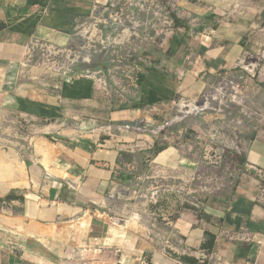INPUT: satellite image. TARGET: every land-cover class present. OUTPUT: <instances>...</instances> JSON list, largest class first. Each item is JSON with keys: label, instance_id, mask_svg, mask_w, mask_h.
<instances>
[{"label": "crops", "instance_id": "1", "mask_svg": "<svg viewBox=\"0 0 264 264\" xmlns=\"http://www.w3.org/2000/svg\"><path fill=\"white\" fill-rule=\"evenodd\" d=\"M104 1L0 0V123L15 116L30 121L42 139H61L38 143L29 186L12 194L23 200L0 202L11 211L0 214V264H186L166 244L180 240L221 264H264V243L231 238L264 233L260 182L252 171L204 205L183 187L185 157L172 149L153 157L157 137L122 129L152 109L196 101L240 61L264 52V0H180L186 18L171 40L146 51L154 64L127 108L101 99L90 79L49 83L35 68L23 67L31 40L69 43ZM97 120L99 131L84 132ZM68 123L73 130L65 135L60 131ZM242 156L243 171L247 165L264 170V133ZM168 162L176 166L170 184L144 185L151 178L146 167L158 176ZM208 234L213 240L205 249Z\"/></svg>", "mask_w": 264, "mask_h": 264}, {"label": "rangeland", "instance_id": "2", "mask_svg": "<svg viewBox=\"0 0 264 264\" xmlns=\"http://www.w3.org/2000/svg\"><path fill=\"white\" fill-rule=\"evenodd\" d=\"M88 69L94 70V66L84 63L77 66L78 72L81 73ZM35 71L42 73L45 81L49 83L53 80L55 84L64 81L63 75H56L47 67L36 68ZM206 93L202 100L198 98V103L189 104L178 100L152 109L137 124L131 125L134 130H144L145 134L157 137L159 147H166L161 153L172 149L173 153L181 154L188 160L185 162L188 175L186 181L183 180L187 184L183 183V187L188 188L190 200L198 199L204 205L230 191L240 180L244 175L239 170L242 169L240 159L246 144L264 133V52L244 60L242 67L223 75ZM120 100L121 98H115V108L124 105ZM87 119L90 117L84 118L85 122H88ZM97 121L92 128L89 127L84 132L91 134L99 131L103 124ZM2 124L0 153H16L26 165L27 180L30 183L29 163L36 162L37 154H40L38 143L46 140L56 144L61 142V139L55 138L53 134L45 135L42 139L30 121L15 116L6 126L4 121L0 126ZM71 124L68 123L60 132L69 135L73 130ZM149 170L152 173H149ZM162 170L164 172H158L157 176L154 169L146 167L147 176L151 178L146 179L144 185L170 184L167 181H170V175L176 170L175 164L168 162L162 165ZM176 184L179 185V182ZM22 192L23 188L12 189L0 196V200ZM260 197L261 193L258 198ZM4 205L0 204L2 215H5V211L11 212L4 209Z\"/></svg>", "mask_w": 264, "mask_h": 264}, {"label": "built area", "instance_id": "3", "mask_svg": "<svg viewBox=\"0 0 264 264\" xmlns=\"http://www.w3.org/2000/svg\"><path fill=\"white\" fill-rule=\"evenodd\" d=\"M185 18L180 0L99 2L93 6L91 16L78 25L69 43L31 40L23 67L29 70L47 67L54 74L63 75L64 79H90L101 99L115 103V98H121L120 103L124 104L121 107H124L129 103L128 99L139 92L146 68L154 64L145 56L146 51L171 40L178 28L176 20ZM81 63L94 66V70L78 72L77 66ZM243 64L244 60L240 61L238 68ZM206 94L203 92L199 99L205 98ZM197 100L194 102L198 103ZM122 129L129 131L132 126L125 125ZM245 168L244 172L252 171L257 176L261 197L256 200L264 205V170L248 165ZM231 238L252 244L264 243V233L244 231ZM166 244L181 257L194 255L198 264H221L220 258H214L207 250L194 253L185 248L182 240L178 245Z\"/></svg>", "mask_w": 264, "mask_h": 264}, {"label": "bare ground", "instance_id": "4", "mask_svg": "<svg viewBox=\"0 0 264 264\" xmlns=\"http://www.w3.org/2000/svg\"><path fill=\"white\" fill-rule=\"evenodd\" d=\"M44 148L46 152V150L48 149V144L46 146H40V152L43 153ZM28 185L29 183L27 180L25 163L21 162L18 155L14 152H10V153L1 152L0 153V196L7 194L12 189L24 188Z\"/></svg>", "mask_w": 264, "mask_h": 264}, {"label": "trees", "instance_id": "5", "mask_svg": "<svg viewBox=\"0 0 264 264\" xmlns=\"http://www.w3.org/2000/svg\"><path fill=\"white\" fill-rule=\"evenodd\" d=\"M182 24V22L181 21H179V20H176V25H181ZM122 108H127V106H124V107H122ZM166 147H159V145H158V143H156V146H155V149H154V155L155 156H157L158 154H160L162 151H164V149H165ZM240 161H241V163L243 164L244 162H245V160H243V158L242 159H240ZM240 163V164H241ZM18 198H20V197H16V196H14V195H8L4 200H0V202H4V201H14V200H16V199H18ZM20 199H22L23 200V198H20ZM208 236V238H210L211 240H210V242L207 244V245H204V248L205 249H208V248H211V243H212V240H213V237L211 236V235H207ZM181 260H182V262H184V263H186V264H197V261H195V260H193L192 258H190V257H181L180 258Z\"/></svg>", "mask_w": 264, "mask_h": 264}]
</instances>
